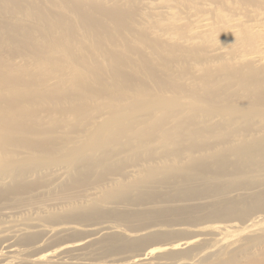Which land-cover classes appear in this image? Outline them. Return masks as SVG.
Masks as SVG:
<instances>
[{
	"label": "bare ground",
	"instance_id": "bare-ground-1",
	"mask_svg": "<svg viewBox=\"0 0 264 264\" xmlns=\"http://www.w3.org/2000/svg\"><path fill=\"white\" fill-rule=\"evenodd\" d=\"M171 183L249 196L210 217L253 214L245 228L264 229V0H0V224L40 211L0 232V259L14 236L21 247L0 264H107L86 255L89 239L43 245L68 231L114 237V222L84 224L102 201L148 204ZM120 210L114 219L138 218ZM146 226L127 235L196 230ZM216 226L228 246L239 234L237 222ZM244 262L264 264V251Z\"/></svg>",
	"mask_w": 264,
	"mask_h": 264
},
{
	"label": "rangeland",
	"instance_id": "rangeland-1",
	"mask_svg": "<svg viewBox=\"0 0 264 264\" xmlns=\"http://www.w3.org/2000/svg\"><path fill=\"white\" fill-rule=\"evenodd\" d=\"M174 158L173 155L166 156L162 158V162H174ZM144 164V160L137 163V165ZM198 180L205 181L204 179ZM230 182V180L224 182L223 185L226 186ZM167 185L172 186L169 189H161L160 194H158L159 196L155 195L154 198L156 199L148 204L132 205L125 201L123 205H121L119 203L112 204L111 202L102 201L99 206L101 214L95 216V218L89 217V220L84 222V224L86 223L103 228L105 224L114 222L116 225H119L120 230L119 232H115L116 235L114 237H105L107 233L104 232V230L96 233L87 231L85 234L80 231H68L67 233L55 236L54 243L50 242L46 244L45 241L49 242V239L44 237L43 240L45 243L43 246L51 244L46 251L54 250L56 247L59 248V246H63L64 243L83 239L86 236V239L89 240L81 245L86 247L84 249L87 253L86 255L90 260H106L107 264L112 258H121L120 260H124L125 258H132L138 255V252L143 253L152 248L162 247L168 242L178 243L187 240H193L194 243L186 248L157 252L149 257L147 256L145 259L138 260L135 264H225L228 262V259L231 258H233V261L229 264H244L245 257L251 255L255 256L260 254L261 251H264V238L258 239L257 243L251 241V239L257 236H264V229L260 228L253 230L252 228H245L248 224V219L253 214L244 220L210 217L216 213H222L224 207L228 203H239L241 199L246 201L250 199L249 196H242V194H240L236 197V193L233 192L227 194L224 193V190H217V193L215 194L213 191H206L204 187L177 191L173 190V187L175 186L173 183ZM97 187L99 186H96L95 184L88 185L87 192H91ZM84 188L85 187H83V189ZM54 193H58V191ZM192 195L194 196L192 197ZM114 209H121L120 211L124 213L138 215V218L132 217L127 220L114 219ZM55 211H59V209H56ZM39 213L40 211H37V209L9 213L7 220H10L9 223L11 224L1 223L0 232H9V235L7 236H11L15 233V231H12L15 229L13 223L23 222L24 219L20 218H28L27 220H29V218H33ZM259 213L264 212L257 211L255 215ZM151 222L152 224L166 223L172 224L173 226H188L191 229L195 228L196 230H181L182 232L161 234L156 237L147 236L138 238L127 235V232L142 227L144 228V226L147 227L146 225H149ZM229 222H237L240 226L235 228L239 230L238 236L233 238L230 241L231 245L228 246L229 242L223 239L222 233L224 229L219 228L216 225ZM47 224L52 225L53 223L48 222ZM17 238L19 237L14 236L11 243L4 247V249L8 251L4 255V259H0V262L5 261L6 259H13V256L11 255L17 256L18 253H21L19 250L21 247L17 243ZM242 244L246 246V250L243 253H233V251L239 248ZM192 246H197V248L191 251L188 255H174L178 251H184L187 248L191 249ZM141 247H144L145 249L142 250ZM115 248L119 249L115 250ZM139 248L141 250H138ZM28 252L30 251H27L25 254H28ZM70 254H72L71 256L73 257V250L70 251ZM119 255L121 256L119 257ZM157 257H162V259L157 260ZM12 264L20 263L18 261H12Z\"/></svg>",
	"mask_w": 264,
	"mask_h": 264
},
{
	"label": "crops",
	"instance_id": "crops-1",
	"mask_svg": "<svg viewBox=\"0 0 264 264\" xmlns=\"http://www.w3.org/2000/svg\"><path fill=\"white\" fill-rule=\"evenodd\" d=\"M83 239L86 240V236Z\"/></svg>",
	"mask_w": 264,
	"mask_h": 264
}]
</instances>
